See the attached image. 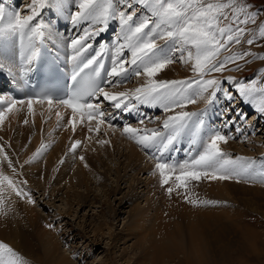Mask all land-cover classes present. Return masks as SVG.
Wrapping results in <instances>:
<instances>
[{"label": "rangeland", "instance_id": "1", "mask_svg": "<svg viewBox=\"0 0 264 264\" xmlns=\"http://www.w3.org/2000/svg\"><path fill=\"white\" fill-rule=\"evenodd\" d=\"M101 2L105 6L103 3L100 5ZM39 3H42L41 10L44 8L46 12L40 15L43 21L35 18L33 23L29 19ZM106 5L112 11L108 15L113 22L111 31H114L109 40L113 39L112 36L118 38L121 33L132 32L138 41L131 44V52L138 55L139 51L146 53L150 49L153 55L124 86L129 84L144 89L158 86L160 98L150 96L152 100L155 98L161 102L162 107L156 104L159 112L151 119L125 126L105 123L98 118L89 124L90 119L81 114L79 118L83 120L84 127L87 126V134L85 131L80 133V129L77 133L82 134L79 137L83 139L86 134L85 142L81 139L83 144L78 145L80 151L77 153L76 146L65 150L58 160L63 164L55 171L54 167L47 168V160L51 158L57 142L34 166L27 163L29 160L24 163V154L20 161L12 159L7 162L0 147L2 174L16 186L23 185L19 186L14 206L10 202L13 199L9 195L10 189L6 190L3 185L0 187V219L8 217L7 229H4H11L9 241L17 244L19 261L29 264H264V0H89L86 3L83 0H0V23L5 29L2 37L13 45L15 41L8 37L10 25L25 24L19 25V29L32 30L28 34L33 35L40 22L50 32V39L59 47L63 45L59 48L63 52L64 39L68 35H80L75 30L77 23L82 22L86 26L93 20L101 26L98 13L106 12ZM26 24L35 28L26 27ZM117 30L120 36L116 34ZM139 41H143L142 45ZM0 93V97L2 93L10 95L8 82ZM146 95L139 99L141 104L147 100ZM11 98L14 104H20L21 100ZM11 104L0 106V126L17 117L5 111L11 108ZM200 107L207 114H197ZM56 111L51 109V112ZM195 114L196 119L206 125L203 124V131L210 138L208 143L201 142L203 135L194 143H186L182 157L172 160L166 167L151 160L143 151L145 145L140 143L143 138L137 139L138 135L142 136L144 132V135L153 136L154 128H159L166 121L169 127L167 135L172 136L179 128L177 119L182 115L189 117L184 122L185 127L188 126L186 133H192ZM102 123H105L106 130H103ZM67 127L63 126L64 130L62 127L54 128V134H72ZM34 129L36 135V126ZM52 129L44 130L45 141ZM130 130L135 136L131 133L127 139ZM18 135L15 133L13 138ZM115 136L120 138L119 152L114 158L115 152H104L101 145L115 140ZM124 137L126 142L143 151L147 164L154 162L158 166L161 176L148 170L144 172L143 166L137 168L128 163L121 143ZM56 139L60 141L61 137L56 136ZM154 141L157 142L156 139ZM30 142L33 141L30 140L28 145ZM86 142L88 149L92 150L89 165L92 169L89 170L96 172L94 176L98 172L104 175L99 181L93 180L89 174L81 177L79 157H82ZM28 145L24 148L26 152L32 149ZM68 158L70 160L64 162ZM36 166L40 170L34 173ZM213 167H218V171L224 170L223 177H217L225 184L222 188L235 190L236 194L230 193L225 198L218 195L221 199L218 201H215L216 195L209 197L206 205L192 208L195 212L184 209L187 200L182 205L173 203L176 199H184L183 195L191 190L197 191L213 183L215 180L212 182L210 178L215 174ZM43 171L47 173V181L38 182L37 179L44 175ZM29 173L32 177L27 180L24 177ZM75 177L81 184H69V179ZM209 186L194 199L200 200L211 188ZM86 187L90 190L87 191ZM149 203L161 204L158 210L162 211L158 215L156 211H150L152 217L145 225L147 229L140 231L135 225L137 210H146ZM196 209L210 218L201 219ZM142 214L149 217L147 213ZM212 214L224 216L218 220ZM9 219L14 225L9 224ZM30 221L35 224H30ZM119 237L124 240H119ZM163 237L166 239L162 242L160 239ZM149 242L161 244L165 249L155 254L150 248L145 254L140 247H149L152 245ZM200 243L203 246L196 245ZM0 246L4 247L1 241ZM8 257L0 253V264H16Z\"/></svg>", "mask_w": 264, "mask_h": 264}, {"label": "bare ground", "instance_id": "2", "mask_svg": "<svg viewBox=\"0 0 264 264\" xmlns=\"http://www.w3.org/2000/svg\"><path fill=\"white\" fill-rule=\"evenodd\" d=\"M46 2H48V0H44ZM89 0H83L84 3L88 2ZM45 3V2H43ZM104 5V2H101L100 5ZM46 4V3H45ZM88 4V3H87ZM42 5V3H41ZM91 5V4H90ZM151 5V4H150ZM84 6V5H83ZM105 6V5H104ZM102 7V6H101ZM85 8V7H84ZM151 9V8H149ZM105 11V10H104ZM161 11V10H160ZM162 12V11H161ZM165 14V13H164ZM79 15V14H78ZM94 15V14H93ZM96 16V15H95ZM100 16V15H99ZM59 17V16H58ZM156 17V16H155ZM165 17V16H164ZM60 18V17H59ZM17 19V18H15ZM24 19V18H23ZM146 19V18H145ZM144 19V20H145ZM166 19V18H165ZM142 19L140 18V21ZM170 20V19H168ZM172 20V19H171ZM185 20V19H184ZM11 21V20H10ZM137 21V20H136ZM162 21V20H161ZM12 22V21H11ZM15 22V21H14ZM17 22V21H16ZM15 22V23H16ZM148 22V21H147ZM156 22V21H155ZM171 22V21H170ZM158 23V22H157ZM160 23V22H159ZM1 24V23H0ZM38 24H41L40 22L37 23V26ZM120 24V23H119ZM154 24V23H153ZM9 25V24H8ZM15 25V24H14ZM25 25V24H24ZM53 25V24H52ZM139 25V24H138ZM159 25V24H157ZM164 25V24H163ZM11 26V25H10ZM30 27L32 28L33 26L29 25V24H26V27ZM43 27V31H44V34H45V37L47 38V40L49 41L50 45L55 49V51L57 53H60L62 55V52L59 50V47L55 42H53L50 38V32H48V29H46L43 25H41ZM54 26V25H53ZM155 26V25H154ZM162 27V24L160 25ZM173 26V25H172ZM141 27V26H140ZM153 27V26H152ZM35 26L32 28L34 29ZM10 30V28H8ZM141 30V28H140ZM151 30V29H150ZM154 30V29H153ZM161 30V29H159ZM186 30V29H185ZM24 31V29L22 30ZM27 32H30L28 30H25ZM5 32V31H4ZM21 32V30H20ZM155 32V31H154ZM160 32V31H159ZM49 33V34H48ZM153 33V32H152ZM52 34V32H51ZM65 34V33H64ZM33 35H35V31L33 32ZM168 36V35H166ZM34 37V36H33ZM57 37V36H56ZM62 37V36H61ZM25 38V36H23V39ZM68 38V36H67ZM69 38L71 39H77V37H73L72 35H69ZM142 38V37H141ZM56 39V38H55ZM13 40V39H12ZM3 41L5 42V46H6V50L5 51H0V60L2 59V61H0V89L3 88L4 86H6L7 82L10 84V91L15 89V91L19 92V99H21L20 101V104L16 102V104H14L15 102H13V98L10 97L9 93H5L1 95L0 97V106L3 107V105H7V103H13L11 104V108L5 110L7 114H16L17 117L14 118L12 117V119H9L7 120V122L5 121L3 125L0 126V147H1V151L4 153L5 155V159L7 162H11V160L13 159L14 161L18 160L19 158H21V156L24 154L23 156V160H24V163L25 161L29 160L27 163H30L31 165L30 166H34V164H36L38 161H39V158H43L45 157V155L51 150V147L54 145V143L57 142V147L56 149L52 152V156L49 160H47V168L50 169L49 167L53 168V171H55V169H58L59 166H61V164H63V161L61 162H58V160L60 159L61 155H63L64 151L68 150L69 147L71 146H76L77 148H75V152L77 153L78 151H80V147L78 145H81V143L83 144V142H85V138L87 137L86 134H87V128L85 129V126L83 125V120L81 121L79 116L81 114H78V113H75V112H72L70 110H68V108H66L64 105L58 103V102H54V101H51V102H41V101H36V100H32V99H29V98H25L27 96V93L22 89V86L20 85V82H19V79H18V76H17V69L16 67L14 66L13 64V60H12V55L14 57V52L12 51V48L14 47V44L11 45L9 41H5V39H3ZM30 41V39L28 40V38H26V40L24 39L22 41V46L23 45H27L28 42ZM60 41V40H59ZM79 41V39H78ZM77 41V42H78ZM12 42V41H11ZM153 42V41H151ZM155 43V42H154ZM60 44V43H59ZM153 44V43H152ZM157 44V43H156ZM154 45V44H153ZM31 50V49H30ZM63 50V49H62ZM139 51V50H138ZM140 52V51H139ZM187 55V54H186ZM64 56V54L62 55ZM4 57V58H3ZM113 59H116V57L113 55ZM5 66V67H4ZM163 67V66H162ZM155 69V68H154ZM160 69V68H159ZM153 71V69L151 70ZM175 71V70H174ZM147 73V72H146ZM137 76V75H136ZM167 78V77H166ZM165 79V77H164ZM170 81V79H168ZM166 81V79H165ZM164 81V82H165ZM168 81V82H169ZM171 82V81H170ZM129 85V84H127ZM152 85V84H151ZM163 85V83H162ZM138 87V86H137ZM150 87V86H149ZM3 92V91H2ZM1 94V93H0ZM17 99V98H16ZM24 99L28 102H25ZM144 100V99H143ZM142 102V101H141ZM8 106V105H7ZM10 106V105H9ZM55 109L56 112H51V109ZM53 111V110H52ZM173 113V112H171ZM170 113V114H171ZM3 114V113H1ZM83 115V114H82ZM173 115V114H171ZM7 116V115H6ZM14 116V115H13ZM99 119V118H98ZM85 120V119H84ZM93 119H90V123L91 122L93 123ZM97 123H101L100 120H98ZM96 121H95V124L97 125ZM106 123V122H105ZM104 123V124H105ZM42 124H43V130H41V127H42ZM104 124L102 123L101 125L103 126V130H106V126H104ZM67 125L68 127V130L70 129L72 134H62V135H57V134H54V128L56 129H59V127H62L63 129V126ZM87 125V124H86ZM100 125V126H101ZM107 125V124H106ZM175 125V123H174ZM7 128H4L6 127ZM34 126H36V131H37V134L35 135V129H34ZM102 126L100 128H102ZM110 126V125H109ZM144 126V125H143ZM94 127V126H93ZM175 129L177 128L176 126H173ZM50 128H53L52 129V132L48 134L47 136V141H45V138L43 137L45 134H44V130L46 131L47 129H50ZM65 128V127H64ZM97 128V127H96ZM55 129V130H56ZM77 129H80L82 133V131H85V138L83 139L82 136L79 137V135H82L77 133ZM99 129V127H98ZM124 129H127V128H124ZM143 129V128H142ZM64 130V129H63ZM66 130V129H65ZM101 130V129H100ZM145 130V129H144ZM142 130V131H144ZM149 130V129H148ZM146 130V131H148ZM174 130V129H173ZM13 133H12V132ZM16 131V132H15ZM128 131V129L126 130V132ZM145 131V132H146ZM63 132V131H62ZM60 132V133H62ZM67 132V131H66ZM89 132V131H88ZM106 132V131H105ZM124 132V131H123ZM126 132H124V134H126ZM17 133L19 134L18 136L19 137H14V134ZM74 133V134H73ZM110 133V132H109ZM133 133V131L130 130V132H128V134L126 135V138H130V134ZM140 133V132H139ZM84 134V133H83ZM90 134V133H89ZM134 135V133H133ZM55 136V137H54ZM56 136L58 137H61V140L59 141L58 139H56ZM83 136V137H84ZM135 136V135H134ZM154 136H148V134H145L144 135V132L142 133V136L141 135H138L137 136V139H140V138H143L145 139L146 142L148 143H153V138ZM44 138V140H43ZM119 138L120 136H115V140H110L108 143H105V144H102L101 147L103 149L104 152H108L109 150L115 152L114 153V158H115V155H116V152H119L118 149H117V145H118V141H119ZM135 138V137H134ZM83 139V140H81ZM152 139V142H150ZM2 140H5V141H2ZM33 141L32 143L30 142L29 145L32 146V149L29 151V152H26L27 149H24L26 148V146L28 145L29 141ZM70 140V142H68ZM81 140V141H80ZM125 137L122 139L121 143L124 144V150L126 152V160H128V163H130V165H133V166H136L137 168L143 166L142 170L144 172H146V170H148V172H152L151 174H155L157 176H161L160 174V169L158 168V166L155 165V163H151V164H147L145 161V156L143 154V151H141L138 147H136V145H132L131 143L126 142L125 141ZM142 140V139H140ZM210 138H207L206 135H203L202 139H201V142L202 141H207V143L209 142ZM83 141V142H82ZM80 142V143H79ZM156 143V141H154ZM200 142V143H201ZM79 143V144H78ZM141 145H145L143 143V141L140 142ZM3 144V145H2ZM85 144V143H84ZM213 144V143H212ZM28 145V146H29ZM67 145V146H66ZM69 145V146H68ZM87 145V146H86ZM154 145V144H152ZM97 146H100V144H98ZM146 146V145H145ZM84 148V147H83ZM231 148V147H230ZM34 149H36L37 151L34 152ZM40 149V150H39ZM71 149H73L71 147ZM71 151V150H70ZM26 152V153H25ZM80 153V152H79ZM121 153L124 154L123 151H121ZM11 154V155H10ZM74 154V153H73ZM82 154V157L80 156L79 157V162H80V167L79 169H81V173L83 177L84 175H91L92 176V179L93 180H96V181H99L101 180L104 175H102L103 173H100L98 172L95 176H94V173H96L94 170H89V169H92L91 167H89L90 165V154H92V150L88 149V144L86 142L85 144V149L83 152H81ZM80 154V155H81ZM100 154H102V152H100ZM120 154V153H119ZM70 155H72V153H70ZM78 155V154H77ZM118 155V153H117ZM122 155V154H121ZM73 156V155H72ZM120 156V155H119ZM124 156V155H123ZM147 156V155H146ZM125 157V156H124ZM123 157V158H124ZM87 158V159H86ZM110 158H112V156H110ZM205 159V158H203ZM70 160V158H68L66 161L64 162H68ZM147 160V159H146ZM152 160V159H151ZM20 161V159L18 160ZM52 161V162H51ZM55 161V162H54ZM200 161V160H199ZM198 161V162H199ZM202 161H200L199 163H201ZM143 163H145L143 165ZM198 163V164H199ZM68 164V165H67ZM66 165L69 166L70 163H67ZM65 165V166H66ZM79 166V164H78ZM198 166V165H197ZM131 167V166H130ZM61 168V167H60ZM209 168V167H208ZM213 171H214V177H211V181L212 180H215L213 183H209V184H206L205 186H203L202 189L200 190H197V191H190L186 194L183 195V197L185 196V198H181V199H176L173 201L174 204L176 205H182V203L184 201H188V204L186 206H184V209L187 210V211H192V212H195L193 211L194 209H192L193 207H202L204 205L207 204V200L209 197L213 198L215 195L218 197V198H215V201H218L219 199V196L218 195H221L222 198H225V197H228L230 195V193H235V190H231V189H228L225 190V188H222V186H225V184L221 183V179H218L217 177H220L222 178L223 177V174H224V170L221 169V170H217L218 167H213ZM66 169V168H65ZM78 169V167L76 168ZM128 169H131V168H128ZM127 169V171H128ZM133 169V168H132ZM38 170H40L39 167H34V173L37 172ZM62 170V169H61ZM125 170V169H124ZM126 171V170H125ZM132 171V170H131ZM41 172V171H40ZM65 172V171H64ZM63 172V173H64ZM89 172V173H88ZM157 172V174H156ZM43 174H44V171H43ZM47 174V173H45ZM43 175L41 176V178L39 177L37 179L38 182H44V181H47L46 179V175ZM52 174H54L52 172ZM51 174V175H52ZM62 176V175H61ZM74 176V175H73ZM78 176V175H77ZM30 177H32L29 174H27L24 178L25 179H29ZM50 177V176H49ZM60 177V176H59ZM72 177V176H71ZM79 177V176H78ZM78 177H75V179H69L70 181H68L69 184H73V182L75 183H79L81 184V182L79 181V178ZM126 177V176H124ZM56 179V178H55ZM59 179V178H58ZM68 179V178H67ZM82 179V178H81ZM85 179V178H84ZM124 179V178H123ZM194 178L192 177L191 180H193ZM51 180V179H50ZM83 180V179H82ZM197 180V179H195ZM52 181V180H51ZM119 181V180H118ZM253 182V181H252ZM0 187L3 185V187L6 189V190H9L10 189V192H9V195L13 197V199L11 200L10 198H7V200H11L10 202L13 204L16 203V200L18 199V193H19V186H23V185H19V186H16L15 184H13L10 180V178H8L7 176H4L0 170ZM68 185V184H67ZM210 185L208 189V191L203 195L201 196L200 200L199 199H194V197H196L197 194H200L202 193V191H204V189ZM235 185V184H234ZM44 186V185H43ZM70 186V185H69ZM144 186V185H143ZM200 186V185H199ZM202 186V185H201ZM218 186V188H216ZM229 186V185H228ZM120 187V186H119ZM136 187L138 188L139 186L136 185ZM235 187V186H234ZM54 188V187H53ZM118 188V187H117ZM231 188V187H230ZM233 188V187H232ZM120 189V188H119ZM236 189H237V186H236ZM86 190L89 191L90 189L88 187H86ZM55 191V190H54ZM57 191V190H56ZM145 191V190H144ZM114 192H116V190H114ZM118 192V190H117ZM135 192V191H134ZM133 192V193H134ZM141 192V191H140ZM59 193V192H58ZM88 193V192H87ZM136 193V192H135ZM81 194V193H80ZM32 195H30L29 197L31 198ZM87 196V195H86ZM137 196V195H136ZM80 197V196H79ZM32 199V198H31ZM125 199V198H124ZM234 199V198H233ZM135 200H137V198H135ZM221 200V199H219ZM162 203V202H161ZM224 203V202H223ZM152 204V205H150ZM214 204L216 205V202H214ZM228 205V204H227ZM162 205L159 204V203H149L148 205V208L146 210H137V216H136V219L137 221H135V225L140 229V231H142V229L146 230L147 228H145V225H147V222L151 220V217L150 216V211H156V215L159 214L160 211L162 210H158ZM8 209V212H9V206H7ZM17 210V208H15ZM196 210H199V209H196ZM191 212V213H192ZM197 214L201 215L200 218L203 220H207V218H210L208 214H205V213H202L201 210L199 211H196ZM142 213H147V217L148 218H145V216L142 214ZM212 215H215L218 220L222 219V217L224 216V214H212ZM199 218V219H200ZM33 220V219H31ZM7 221H8V217L7 215L5 217H3L2 219H0V230H3L4 227L7 229ZM35 224L34 221H30V224ZM9 224L11 225H14V223H12V220L9 219ZM32 226V225H31ZM30 226V227H31ZM33 227V226H32ZM143 230V231H144ZM9 231L11 232V229L10 230H3L2 232H0V241L4 244V247L3 246H0V253H4L5 254V257H8V259H12L14 260V263L16 264H29V263H25L24 261L21 260V262L19 261L18 259V256L17 254H19L18 252V246L15 242H10L9 241V237H8V233ZM145 233V231H144ZM143 234V232H142ZM18 235V233H17ZM20 237V235H18ZM136 238V237H135ZM119 240H124V238L122 237H119L118 238ZM164 239H166L165 237H163L162 239H160L162 242L164 241ZM170 239V237L168 238ZM138 240L139 243L140 240L139 239H136ZM192 242L194 243V240L192 239ZM149 243H152V245H148L149 247L147 246H141L140 248L143 249L142 252L144 253V250H145V254L148 253L147 250H149L150 248L153 249V251H155V254L157 253H160L162 252L161 249H165L163 248L162 246H160L161 244H158V243H154V242H149ZM146 244V243H145ZM196 245H199V246H203V244H196ZM5 248H7L8 251H5ZM197 251V250H196ZM200 252V251H198ZM195 253V252H194ZM193 253V254H194ZM190 255V254H188ZM187 255V256H188ZM196 255V254H195ZM204 256V253L201 254V256ZM142 256V255H141ZM144 256V255H143ZM124 258V256H122ZM121 257V258H122ZM140 258V257H139ZM147 258V256H146ZM145 258V259H146ZM189 258V256H188ZM186 258V259H188ZM198 258H199V255H198ZM28 261V259H26ZM189 260V259H188ZM203 260V259H202ZM138 261V260H137ZM190 261H192L190 259ZM130 261H128L129 263ZM67 263V262H66ZM137 263V262H136ZM68 264V263H67Z\"/></svg>", "mask_w": 264, "mask_h": 264}]
</instances>
